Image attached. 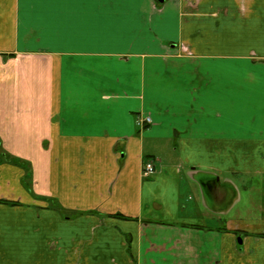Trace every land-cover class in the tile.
<instances>
[{
	"label": "crops",
	"instance_id": "crops-1",
	"mask_svg": "<svg viewBox=\"0 0 264 264\" xmlns=\"http://www.w3.org/2000/svg\"><path fill=\"white\" fill-rule=\"evenodd\" d=\"M257 178L264 0H0V264H264Z\"/></svg>",
	"mask_w": 264,
	"mask_h": 264
},
{
	"label": "rangeland",
	"instance_id": "rangeland-1",
	"mask_svg": "<svg viewBox=\"0 0 264 264\" xmlns=\"http://www.w3.org/2000/svg\"><path fill=\"white\" fill-rule=\"evenodd\" d=\"M150 159V158H149ZM248 182V185H252L249 191L245 193L242 191V201L236 207V210L229 214L228 217H241L243 219H250L253 217H260L262 210L264 209V180L257 178Z\"/></svg>",
	"mask_w": 264,
	"mask_h": 264
},
{
	"label": "built area",
	"instance_id": "built-area-1",
	"mask_svg": "<svg viewBox=\"0 0 264 264\" xmlns=\"http://www.w3.org/2000/svg\"><path fill=\"white\" fill-rule=\"evenodd\" d=\"M145 122H150V117H147ZM155 172H156V166L154 164V161L151 159L146 160L142 168L143 176L148 177L150 175H153Z\"/></svg>",
	"mask_w": 264,
	"mask_h": 264
},
{
	"label": "water",
	"instance_id": "water-1",
	"mask_svg": "<svg viewBox=\"0 0 264 264\" xmlns=\"http://www.w3.org/2000/svg\"><path fill=\"white\" fill-rule=\"evenodd\" d=\"M159 2H164L165 0H158ZM239 243H242L241 237H239Z\"/></svg>",
	"mask_w": 264,
	"mask_h": 264
}]
</instances>
